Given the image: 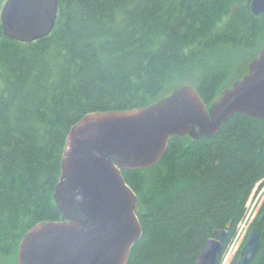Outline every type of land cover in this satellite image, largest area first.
I'll return each instance as SVG.
<instances>
[{
	"label": "trees",
	"instance_id": "1",
	"mask_svg": "<svg viewBox=\"0 0 264 264\" xmlns=\"http://www.w3.org/2000/svg\"><path fill=\"white\" fill-rule=\"evenodd\" d=\"M57 1L43 38H9L0 23V255L15 261L28 229L63 219L53 191L72 125L149 106L182 84L209 108L233 66L264 47L251 0ZM121 174L142 228L127 264H193L215 230L227 231L224 249L264 184V119L234 114L211 137L172 136L156 164ZM253 227L250 264H264L260 215Z\"/></svg>",
	"mask_w": 264,
	"mask_h": 264
},
{
	"label": "water",
	"instance_id": "2",
	"mask_svg": "<svg viewBox=\"0 0 264 264\" xmlns=\"http://www.w3.org/2000/svg\"><path fill=\"white\" fill-rule=\"evenodd\" d=\"M250 9L264 13V0H251ZM57 14V0H5L0 23L5 36L31 42L50 34ZM234 114L264 119V47L247 74L209 108L194 87L184 85L146 107L83 116L66 135L53 191L63 219L28 229L17 264H127L142 228L137 196L121 170L156 164L172 136L211 137ZM226 237V230H215L193 264H217ZM258 246L253 227L236 264H250Z\"/></svg>",
	"mask_w": 264,
	"mask_h": 264
},
{
	"label": "rangeland",
	"instance_id": "3",
	"mask_svg": "<svg viewBox=\"0 0 264 264\" xmlns=\"http://www.w3.org/2000/svg\"><path fill=\"white\" fill-rule=\"evenodd\" d=\"M261 49H259V51ZM258 53H257V55H258ZM247 59H246V62L244 60L243 63L240 62L241 64L237 63V64H235L233 66V69L231 70V73H228V75H227V77L225 79V82L223 83L221 88H223V89L224 88H228L229 85H233L236 81H238V79H240V78H242V77H244L246 75V73L248 72V64L250 62V61H247ZM183 85L184 84H182V86ZM190 86H191V84H190ZM174 89H177V87H174L172 90H174ZM172 90L168 91L166 94L172 92ZM219 93H220V91H219ZM219 93L216 94V96L211 101L210 105H212L216 101V99L218 98ZM257 187H255V189L252 191L251 196L249 197V199L247 201V205H246L247 213H246L245 219H244V221H242V223L238 227V231H244L245 232L244 238H243V241H242V246H243V244L245 242V239L247 237V234H248L249 230L252 228V223H253L254 219H256L262 213L260 208H261V206H262V204L264 202V184H263V186H261L259 188H257ZM237 232H236V234H237ZM239 254H240V251H239ZM238 255H237V257H238ZM0 264H17V258H16V261H15L14 257H10V256L4 257V256L0 255Z\"/></svg>",
	"mask_w": 264,
	"mask_h": 264
},
{
	"label": "clouds",
	"instance_id": "4",
	"mask_svg": "<svg viewBox=\"0 0 264 264\" xmlns=\"http://www.w3.org/2000/svg\"><path fill=\"white\" fill-rule=\"evenodd\" d=\"M244 234V231H238L233 239L224 246L218 264H236V257L242 246Z\"/></svg>",
	"mask_w": 264,
	"mask_h": 264
},
{
	"label": "flooded vegetation",
	"instance_id": "5",
	"mask_svg": "<svg viewBox=\"0 0 264 264\" xmlns=\"http://www.w3.org/2000/svg\"><path fill=\"white\" fill-rule=\"evenodd\" d=\"M20 243V242H19ZM19 246V245H18ZM18 249V248H17ZM239 256V255H238ZM237 259V258H236ZM17 263H18V258H17Z\"/></svg>",
	"mask_w": 264,
	"mask_h": 264
},
{
	"label": "built area",
	"instance_id": "6",
	"mask_svg": "<svg viewBox=\"0 0 264 264\" xmlns=\"http://www.w3.org/2000/svg\"><path fill=\"white\" fill-rule=\"evenodd\" d=\"M244 221V220H243Z\"/></svg>",
	"mask_w": 264,
	"mask_h": 264
}]
</instances>
